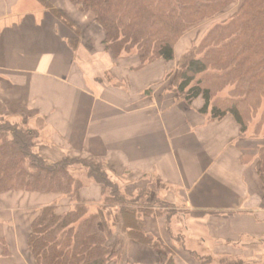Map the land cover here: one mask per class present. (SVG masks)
Listing matches in <instances>:
<instances>
[{"label":"crops","instance_id":"obj_1","mask_svg":"<svg viewBox=\"0 0 264 264\" xmlns=\"http://www.w3.org/2000/svg\"><path fill=\"white\" fill-rule=\"evenodd\" d=\"M47 1L79 35L39 0H0V120L36 130L35 151L48 164L101 158L126 196L166 191L183 207L182 220L154 214L145 218L144 231L173 248V264H200L203 256L253 263L264 246L258 146L241 137L232 115L212 119L199 112L202 101L189 104L166 87L183 38L174 60L137 68V57L114 58L105 49L92 13L70 0ZM80 175L81 199L98 206L101 185L87 172ZM51 204L63 213L72 200L51 192H0V264H36L28 249L31 223ZM178 225L182 239L174 235ZM124 256L129 264H164L155 248L130 238Z\"/></svg>","mask_w":264,"mask_h":264},{"label":"trees","instance_id":"obj_2","mask_svg":"<svg viewBox=\"0 0 264 264\" xmlns=\"http://www.w3.org/2000/svg\"><path fill=\"white\" fill-rule=\"evenodd\" d=\"M39 1L79 35V28L65 13L47 0ZM70 1L94 15L105 34V49L114 58L136 54L137 68L158 59L174 60L175 46L189 30L216 20L180 58L174 73L176 91L189 104L202 98L199 112L212 119L232 115L241 137L259 140L256 171L264 190V0ZM234 5L231 15L218 20ZM78 40L77 36L74 41ZM224 89L226 96L213 104L215 93ZM255 120L249 135V123ZM37 143L36 130L0 120V192H51L72 200L63 213H58L56 204L38 210L28 238L36 264H118L129 238L155 248L162 263L173 264L174 251L144 231L146 217L162 214L155 205L159 200L149 192L125 196L101 158H65L48 164L36 153ZM74 164L85 168L102 187L104 200L95 209L80 197L83 182L73 175ZM114 223L120 234L114 235ZM199 261L210 264L211 257ZM221 263L253 264L233 257L222 258Z\"/></svg>","mask_w":264,"mask_h":264},{"label":"rangeland","instance_id":"obj_3","mask_svg":"<svg viewBox=\"0 0 264 264\" xmlns=\"http://www.w3.org/2000/svg\"><path fill=\"white\" fill-rule=\"evenodd\" d=\"M49 2V1H48ZM72 2V1H71ZM51 3V2H49ZM73 4H75L74 2H72ZM52 4V3H51ZM76 5V4H75ZM77 6V5H76ZM77 8L79 9V11H81V9L77 6ZM237 8V5H234L232 6L229 10H227L222 16L221 18H218V20H223L225 19L226 17H228L229 15H231ZM82 12V11H81ZM84 13V12H83ZM216 20H211V21H207V22H203L197 26H195L194 28H192L191 30H189L181 39L182 41L180 42V44L178 45V58L177 60H175V68L172 72H170L169 74L166 75V82H165V85L166 87L169 88L170 91L174 92L175 95L177 96L176 98L177 99H183L181 97V95L179 96V94L177 93L176 91V82H175V71L177 70L178 68V64H179V61H180V58L182 57V55L188 50L190 49L193 45L197 44L203 37V35L205 34V32L211 27V25H213L215 23ZM180 39V40H181ZM179 40V41H180ZM178 44V42H177ZM126 55V54H125ZM137 57L136 54H130V55H126L125 57ZM132 60V59H131ZM158 60H161V59H158ZM157 61V60H156ZM155 62V61H154ZM102 64V63H101ZM139 64V63H138ZM228 89V88H227ZM227 89H224L222 90L221 92H216L215 93V96L213 97V104L215 103V101H219V99H222L226 96L227 94ZM197 100V99H196ZM195 100V101H196ZM193 101V102H195ZM202 101V102H201ZM198 102L200 103H204L203 99L202 98H198ZM202 107V106H201ZM200 107V108H201ZM256 120L255 121H252L249 123V135L251 133H253V130H254V127H255V124H256ZM246 140H251L255 145L259 146V140L257 139H253V138H245ZM71 171L73 173V175L75 177H79L81 176L80 174H82V171L84 172H87L88 174V171L83 168L81 165L79 164H74L72 165L71 167ZM89 178H91L89 175H88ZM93 179V178H91ZM94 180V179H93ZM83 182V181H82ZM114 183L118 184L117 182L113 181ZM119 186V184H118ZM120 187V186H119ZM121 188V187H120ZM123 192V191H122ZM151 197H155V199L159 200L158 204H155L156 205V209L160 210L162 212V214H167L169 216H179L180 219L182 220L181 216L183 214V207L179 206L178 204L175 205L171 202V198L168 197V195L166 194V191L164 190H161L160 187H154L152 189V191L149 192ZM126 196V195H125ZM137 196V195H135ZM133 196V197H135ZM128 197V196H127ZM104 200V199H103ZM103 202V201H102ZM101 202V203H102ZM100 205V203L98 204ZM97 206V205H96ZM96 206H91L92 208H96ZM113 223V221H112ZM112 227H113V230H114V235H116V233L120 234V228L118 226V224L114 223L112 224ZM179 229H176L174 231V235L179 238V239H182L184 237V235L182 234L183 230H184V226H180L178 225ZM179 233V234H178ZM126 241V240H125ZM125 244V242H124ZM261 246V245H260ZM259 246V250L262 254H258V253H255V256L257 257V259L255 258L253 264H264V246ZM263 247V248H262ZM173 249V248H171ZM258 249V247H257ZM122 256L120 257V260L118 261L119 263H123V261H125V256H124V247H123V250H122ZM171 255L169 253H167V258H170ZM223 257V256H222ZM222 257H214L212 256L211 257V263L210 264H222L221 263V259ZM234 257V256H232ZM225 259V258H223ZM244 261V260H243ZM244 262L246 263H252L250 261H247L245 260ZM118 263V264H119ZM121 263V264H122ZM117 264V263H116Z\"/></svg>","mask_w":264,"mask_h":264}]
</instances>
